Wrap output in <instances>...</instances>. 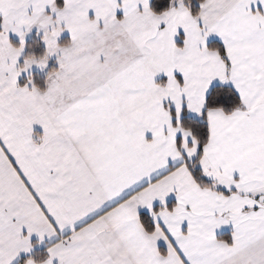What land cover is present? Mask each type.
Masks as SVG:
<instances>
[{
  "label": "snow or ice",
  "instance_id": "snow-or-ice-1",
  "mask_svg": "<svg viewBox=\"0 0 264 264\" xmlns=\"http://www.w3.org/2000/svg\"><path fill=\"white\" fill-rule=\"evenodd\" d=\"M0 264H264V0H0Z\"/></svg>",
  "mask_w": 264,
  "mask_h": 264
}]
</instances>
